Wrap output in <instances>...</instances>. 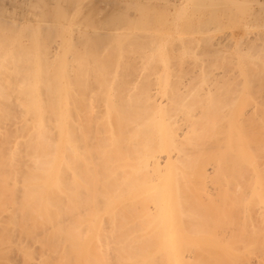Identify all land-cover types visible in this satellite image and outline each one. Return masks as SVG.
Masks as SVG:
<instances>
[{
  "label": "bare ground",
  "instance_id": "bare-ground-1",
  "mask_svg": "<svg viewBox=\"0 0 264 264\" xmlns=\"http://www.w3.org/2000/svg\"><path fill=\"white\" fill-rule=\"evenodd\" d=\"M5 1L0 2V31L8 30L9 37H11L12 31L14 32L13 29H19L22 33L33 31L32 33L40 36L44 33L48 35L56 29V26H60L59 31L63 27H69V32H67L71 35L70 38L67 37L68 40H73L76 36L75 32H78L76 33L78 35L81 33L84 40L88 39L92 33L93 37L91 36L92 38L90 37L88 42L96 47H106L107 43L110 41L112 43L113 40L120 37L121 40L122 36L138 38V45H142L141 40L144 42L145 38H149L150 34L147 35V33L150 30L153 31L152 29H155L156 25L154 24L153 28L150 26L153 25V21L157 20H153L156 18L154 14L156 11L151 10H156V3L153 1L146 5L142 2L143 0H28L27 4L21 0L19 9L22 11L20 10V13L16 11L19 10L17 2L15 3L18 4V7L13 8L16 7L14 2L10 3V0H7L6 2L9 3H6ZM101 1L106 3L100 5L98 2ZM242 1V4H245V0ZM168 2L176 10V13L180 8L185 7V0H173V2L167 0ZM229 2L236 6L239 5L240 0L238 2L230 0ZM182 3H184L183 7L177 9L176 7L181 6ZM201 8L203 9V7ZM260 8L258 10L262 11L263 7ZM169 13L171 12L169 11ZM169 13L167 12L168 15ZM216 16L219 18V15ZM51 17L52 19H50ZM76 17L79 21L75 26ZM213 18L215 19V17ZM20 20L29 23L26 26ZM214 21L212 26L217 27L219 24ZM33 22H37L36 28ZM51 23L56 24L52 27ZM83 23L87 25L85 28L90 24H99L95 25L97 29L93 33V28L91 32L87 29L83 30L84 28L81 26ZM201 23L205 25V22ZM32 25H34L33 30L30 27ZM73 25L74 27H72ZM202 25L200 24V29L204 27ZM168 26L170 25H167L166 28ZM4 27L7 28L3 30ZM140 28L149 31L142 35L141 32H144V29L140 31ZM213 29L218 31L212 28V33ZM218 29L220 30L219 26ZM136 30L139 32L134 33ZM165 30L169 34L170 31ZM165 30L163 31L166 32ZM203 30L208 29L203 28ZM195 31L196 29L193 27L192 33L197 32ZM15 32L14 34H17V30ZM19 32L17 36H19ZM181 32L185 34L182 29ZM5 33H0L2 36L0 39H4ZM183 34L180 35L184 36ZM231 34L229 36L234 38V33L233 36ZM262 34L260 33L261 37ZM213 35L215 34L213 33ZM251 35L253 36V34ZM185 36L188 37L186 34ZM193 36L190 35L188 38L190 41L186 39L187 42L184 43L183 40L181 43L184 44L182 45L191 44L194 41L192 43L194 47L191 44L192 48L198 47L197 51L202 54L201 59L204 56L203 59H206L207 63L211 60L209 61L210 65L203 59H199L200 53H196V49V52L192 51L191 45H188L190 48L185 45L188 48L184 46V50L188 54L195 52L194 55H198L199 58L196 57L200 61H196L194 55V58L189 59L191 54L187 57V62L185 56L188 54L181 52L183 48H179L182 45L179 46L180 43L177 44V42H173L179 46L176 49L174 44V50H179V56L184 54L185 56H182V60L181 56L179 58V56L173 55L171 42L167 45V48L171 46V56L169 55L171 59H168L169 61L166 59L168 62L162 67L161 62L163 64L166 61L163 62V59L159 62L157 53L163 52L164 54L163 46H166L161 44L158 37L153 40H157V42L159 40L160 45L157 46L159 49L162 46L164 51L161 50L162 48L158 50L157 46H154L157 53L152 52L153 55L149 53L152 58H149L148 52L145 51V54L150 61L154 60L155 63L157 61L160 63L163 75L159 76L161 73H159V63L156 64L158 67H154L153 61L151 62L154 66L151 65V62L149 64L147 58L148 62L144 58L147 65L149 64V68L151 65L155 69L154 72L145 63L147 77L144 76V70L141 67V65L144 66L142 62L144 60H141L140 57L137 59L141 60L139 63H142H140V67L143 72L140 67L136 68L138 71L133 70L134 68L131 67L134 65L127 66L133 72L124 68L120 70L123 66L120 67L119 62L122 59L118 60L121 58L118 56L121 53L118 52L122 49L119 51L116 47L118 52L114 48L111 49V45L115 44L114 41L109 44L110 47H107L111 51L114 49L113 51L116 53L110 51L114 55L105 53L98 56L97 52L101 50L96 49L98 51L95 52V55L97 53L100 60L93 58V51L89 52L84 48L83 51H86L85 56H87L85 61L81 59L66 60L62 56L63 53L60 52L61 54L58 56L59 58L60 55L62 56L59 59L61 61L56 62L57 59H55V64H58L54 69L50 67L52 60L46 59V63H49L50 66H45V59H42L45 56L41 58L42 54L38 55L36 51H33L34 49L33 52L29 51L26 54L17 51V48L22 46V41H19L18 38L17 41L15 40L17 43H12L10 49L3 50L6 49L3 46L0 48V52H2V54L0 53V131H4L0 132L2 139L0 142L2 143L4 140L3 146L6 142L11 144L6 146L9 147V151L7 155L4 154V161L0 162V167H3V171H0V177L3 176L0 184L1 182L5 184V191L0 190V192L9 194L12 200L15 211L13 226H18L19 219L25 222V224L23 223L25 230L31 224L28 231H24L30 235L33 234V236L42 235L41 238L45 244L51 242L49 245H52L51 248L56 256L52 255L55 258L61 256V261L66 264L81 263L80 261L84 257L88 261L90 260L86 262L87 260L84 258V264H95V262L97 264H254L253 260L258 255L261 256L258 252L262 253L264 250V98H261L264 95L260 94V90H262V94L264 92V88H262L264 82H260L259 76L253 79V76L250 75L252 72L254 73L256 65H258L259 72L257 69L255 70L261 75L264 71L262 67L264 66L262 64L264 57L262 60L259 58L258 61L261 62L259 65L256 62V57L258 59L261 54L257 55V52L254 51L256 47L252 45L251 52L254 53L251 56L257 55L255 59L249 55V52L246 53L247 49H245L243 58L240 57L242 61L245 60V63L240 65L239 62L240 66L237 67L235 61L239 58L234 55L235 60L233 55H227L229 52L224 54L230 47L232 48L231 41L236 37L231 41L223 42V36H221L222 45L225 43L224 46H226L229 41L232 44L230 46L227 44L229 48L226 46L227 50L225 49L224 52L220 42L217 43L220 40L217 37V40H213L214 36L212 38L208 36L209 40L204 36V40L200 37L204 41V43L201 42L204 50H199L200 43L198 45L195 43L200 42V38L195 41L196 37L191 39ZM181 37L179 38L181 39ZM160 38L162 39L161 36ZM126 40H131V45L134 46L133 38ZM153 40L152 42H154ZM245 40L248 47V39ZM157 42L155 41V43ZM168 42L165 43L168 44ZM262 43L259 42V45L262 46ZM122 45L121 43V48ZM118 47L120 46L118 45ZM148 47L150 48V46ZM208 47L209 49H207ZM241 47L243 48V46ZM258 47L257 51L258 49L264 51ZM70 48L69 51L66 49L68 53H70ZM167 48V53H169ZM75 49L79 48L74 46ZM155 49L152 48V50ZM236 50L239 51V48ZM240 51L242 52L241 49ZM126 52L125 55L122 53L124 58L128 55ZM141 53L142 57L145 56L144 52L141 51ZM123 55L121 56L123 57ZM131 55L133 54L128 56ZM208 55L212 56L216 62ZM220 55H222L221 58ZM108 56H112V60H114L113 56H118L117 59L115 58L116 63L112 61L115 65L113 66L111 63L112 72L109 71L110 68L99 67L102 62V65L108 66V62L106 65L105 61L101 60V57L110 59ZM215 57L217 58L215 59ZM231 57L234 62L230 61ZM218 58L223 59L222 62L225 66ZM179 59L183 61H181V65H178L180 64ZM249 59L251 60L249 61ZM117 60L119 67L118 65L116 67ZM128 60L126 61L127 65L129 64ZM123 61L121 63L124 64L125 61ZM190 61H196L198 66L200 62L201 65L204 63L203 66L206 68H203L204 70H202L203 66L199 68L198 72L202 71L200 75H203L205 69L208 74L211 71L210 74L201 75L200 78L197 73L195 78L198 83L196 84L187 82L188 78L181 84H172L170 79L177 78L175 75L179 74V70H177L179 68L176 69L177 72L174 67L172 68L174 77L170 78V75L166 73L168 63L172 62L173 66L177 63L176 66H181L183 70L182 66L185 64L191 67ZM60 62L65 65H59ZM72 62L75 64L77 62L78 68L69 67L68 65ZM85 62L88 63L86 67L82 64ZM249 62L256 65H248ZM138 65L136 64V66ZM220 65L221 67H219ZM213 66L215 68L218 66L220 69L217 67L215 70ZM162 68H166L167 71L165 72V69ZM188 69L184 67L183 73L186 75L183 74L182 81H184L183 78L185 79L184 76L189 75L187 74ZM120 71L123 74L129 72L125 80L119 79ZM247 72L249 73L247 74ZM110 73L112 74L110 75ZM189 73H192L191 69ZM150 74H154L153 76L156 75V77ZM246 75H248L247 81H250L244 85L243 76L245 79ZM209 77L210 79H208ZM149 78L152 79V82ZM154 78L160 81L157 85ZM198 78L200 80H197ZM237 78L242 81V83L239 82L240 86L235 83ZM207 79L212 81L211 85L206 83ZM234 79L237 80L234 81ZM118 80L127 82L128 86L117 84ZM144 80H149V82L142 83ZM229 80L231 81L229 82ZM255 81H259L257 87L254 85ZM252 89L257 92L254 91L255 94H253ZM257 94H260L258 95L260 100H258H263L262 104L257 101L258 97H255ZM7 121L14 122L13 124L17 127L15 143L9 142L13 135L8 134L7 123L9 125L11 122ZM3 128L8 130H6L7 133ZM1 143L0 152L3 150ZM5 193H2L4 195L1 196H6ZM22 222H19V225L23 228ZM4 226L7 229V225ZM50 231L52 235L45 237ZM21 246L23 247V244ZM27 248L31 249L29 246ZM14 249L11 247L12 251L8 252H13ZM93 249L94 252H98V254L95 252V256H92ZM35 250L31 251L33 256L30 250L29 253H24V256L34 257ZM17 252H19L18 249ZM19 254L21 253L19 252ZM252 254L255 255L254 259ZM96 255H99L100 263L97 261ZM50 256L49 254V258ZM82 256L84 257L81 258ZM32 257L30 258L32 259ZM261 257H258L259 260L256 258V264H264V257H262L263 259ZM59 258L57 259L58 263L61 259ZM80 258L81 260L78 261ZM27 259L29 260V258ZM52 261L49 263L52 264ZM60 263L62 264V262Z\"/></svg>",
  "mask_w": 264,
  "mask_h": 264
},
{
  "label": "rangeland",
  "instance_id": "rangeland-1",
  "mask_svg": "<svg viewBox=\"0 0 264 264\" xmlns=\"http://www.w3.org/2000/svg\"><path fill=\"white\" fill-rule=\"evenodd\" d=\"M2 1V0H1ZM0 1V2H1ZM7 1V0H6ZM5 1V2H6ZM12 1V2H11ZM35 1V0H34ZM33 1V2H34ZM151 1H153V3H156V10L155 9H151L152 11L154 10V11H156V12H154V14H155V16H156V18H154L153 20H155V19H157L158 20V23H157V20H155V21H153V25H151V23H150V27H154L155 25V29H156V31H155V29H152L153 31H155V32H153V31H145V29H144V32H141V34L143 35V33H147V35H149L150 34V36H149V40L148 39H144L145 41L143 42L142 40H141V44L142 45H138V43L139 42H137V41H139V39L138 38H134V37H132V36H126V37H124V36H122L123 38L122 39H132L133 38V40H132V44H134V46L133 45H131V40H122L123 42H125V43H123L121 40H120V38H118V39H116L115 41H114V43L115 44H113V45H111L112 47H111V49L112 48H116V49H118L119 51H120V49H122L120 52H118V50H116L115 49V51L116 52H118V53H121L120 55H118L119 57H121V58H118V60L119 59H122V61L124 62V64L123 63H121L122 61H120L119 63H120V67L121 66H123L122 68H120V70H123V68L125 69V70H129V72H133V70H135V71H138V70H136V68L138 67H140V65L142 64L141 62V64L139 63V60L141 59V60H144V58H145V60H146V56H147V54H145V51H146V53L148 52V55H149V58H152V57H150V55L151 54H149V53H152V52H156L157 53V51H156V49H158V50H160L161 48H162V46H161V48L159 49V45H160V42H161V44L163 43V45H165L166 47H164L163 46V48H165V52H164V54H163V52L162 53H157V56H158V61L159 62H161L163 59V62H165V63H163L162 64V62H161V65H163L162 67H164L166 64H167V62L171 59L170 58V56H171V53L174 51V53H172L173 55L175 54L177 57L179 56L178 54H179V50H177L178 51V53H176L177 51L176 50H174L175 48L177 49V47H179L180 45H182V44H184L185 42H187L188 40L190 41V39H188L189 37H190V35L192 36V35H194L193 37H191V39L192 38H195V41H198L199 40V38L201 37L202 39H203V36H204V38H209V37H213L214 36V38H213V40L214 39H216L217 40V38H218V40L221 38L222 39V37L221 36H223V39H222V41L224 42H226V40L228 41V40H232V38L233 37H230L229 35L232 33H234L233 35H235L234 36V38H235V40H232L231 42H232V44H233V46H232V48L230 47H228L227 46V44H229V46L230 45H232V44H230L231 42L229 41V43L227 42L226 43V46H224V44L225 43H223V45L221 44L222 43V41H221V39L217 42V43H219L220 42V46L223 48V50H224V52L227 50L226 48H229V50H227V52L226 53H224V54H227L228 52V54L227 55H229V56H232L233 55V57H234V55L236 56V57H238L239 59H240V61H239V59H237V61H235V62H237V64H235V66L237 65V67H239L241 64H243V62L245 61V60H241L242 58H243V56H244V54H243V50L244 51H246L245 49H247V52L246 53H248L249 52V55L251 56V54H253L254 52H251V48H253V46L252 45H254V47H256V48H254V51H255V53L258 55L259 53L261 54V55H259L258 56V59H257V55L255 56L254 55V57H253V55L251 56V57H253L254 59H255V57H256V62H260V61H258L259 60V58H261L260 60H262V58L264 57V55H262L263 54V52L264 51H262V50H260V49H258V51H257V47H258V45H259V42L260 43H262L263 41H264V38H262V37H264V0H247V1H249V2H247L246 0V2L244 1V3L245 4H242L243 3V1L242 0H240V2H238V0H235V2H238L239 3V5L237 4L236 6L234 5V4H232V2L229 4L228 3V1H230V0H185V7H183V4L184 3H182V5L181 6H177L176 8L177 9H179L180 7H183V8H180L181 10L182 9H184V10H178L177 11V13H176V10L174 9V8H172V6L169 4V2L167 3V0L165 1H163V0H158V1H156V0H143L142 2L143 3H145L146 5H148V3L149 2H151ZM170 1V0H169ZM178 1V0H177ZM193 1V2H192ZM210 1V2H209ZM213 1H215V2H213ZM233 1V0H232ZM14 2V5H16V3L15 2H17L18 4H19V7H18V4L16 5V7H13V8H17V9H19L20 8V3H21V0H16V1H13V0H10V3H13ZM22 2H24V3H28V0H22ZM166 2V3H165ZM172 2H173V0H172ZM175 2V1H174ZM186 2H188L187 4H186ZM195 2V3H194ZM6 3H9V2H6ZM100 5H104L106 2H104V1H101V2H98ZM103 3V4H102ZM171 3V2H170ZM1 4V3H0ZM23 4V3H22ZM166 4H168V5H166ZM249 5L248 7L246 6V5ZM169 5H170V7H169ZM262 5V6H261ZM214 6V7H213ZM190 7H192L193 8V10H192V8L190 9ZM201 7H203V9L201 8ZM210 7V8H209ZM217 7V8H216ZM225 7H226V10H225ZM246 7V8H245ZM250 7V9H247V8H249ZM260 7H263L262 8V11L260 12L258 9L260 8ZM207 8V9H206ZM253 8V9H252ZM206 9V10H205ZM222 9V10H221ZM252 9V10H251ZM256 9H257V11H256ZM261 9V8H260ZM15 10V9H14ZM22 11V9H19V10H16V11H18L19 13ZM150 10V9H149ZM172 10V11H171ZM190 10V11H189ZM194 10H196V11H198V12H195ZM216 10V11H215ZM228 10V11H227ZM9 11H11V9H9ZM169 11L171 12V13H169ZM185 11V13H183ZM192 11H193V14H192ZM202 11V12H201ZM204 11V12H203ZM224 11H225V15H224ZM260 13H259V12ZM167 12L169 13V15L167 14ZM175 12V13H174ZM194 12H195V14H194ZM220 12V13H219ZM258 12V13H257ZM153 13V12H152ZM190 13V14H189ZM199 13H201V14H199ZM213 13V14H212ZM217 13V14H216ZM212 14V15H211ZM192 15H194L193 17H192ZM200 15H202V16H200ZM216 15H219L218 17L219 18H217V16ZM189 16H191V17H189ZM225 16V17H224ZM198 17V18H197ZM213 17H215V19L213 18ZM210 18V19H209ZM225 18V19H224ZM50 19H52V17L50 18ZM76 19V21H75V26H76V22H78L79 21V19H78V17H76L75 18ZM210 20H212V21H210ZM215 20V21H214ZM218 20V21H217ZM21 21V20H20ZM197 21V22H196ZM209 21V22H208ZM213 21L214 22H216V24H217V22H218V26H219V28H220V30L218 29V26L217 27H214V26H212L214 23H213ZM21 22H23V21H21ZM54 22V21H53ZM52 22V23H53ZM67 22V21H66ZM90 22V21H89ZM97 22V21H96ZM156 22V23H155ZM167 22V23H166ZM201 22H205V25H204V23H203V25H202V23ZM206 22H208L207 24H209V25H207L206 24ZM212 22V23H211ZM28 23L29 22H23V24H27L28 25ZM34 23V25H35V28H36V26H37V22L35 23V22H33ZM51 23V25H52V27H53V25H55V24H52ZM64 23H65V20H64ZM68 23V22H67ZM167 25H170V26H168L169 28H171V29H169L168 27L166 28V24ZM248 23V24H247ZM22 24V23H21ZM69 24V23H68ZM99 23H96L95 25H98ZM155 24V25H154ZM163 24H165V25H163ZM172 24V25H171ZM200 24L202 25V26H204L203 28L204 29H210L209 31L208 30H203V28L202 29H200L199 27H201L200 26ZM24 25V26H25ZM26 25V26H27ZM34 25H32V26H30L31 28H32V30L34 29ZM95 25H92V24H90V25H88L89 27H87V28H85V26H87V25H85V23H83L81 26L84 28L83 30H90V32L92 31L91 29L93 28V33H94V31H95V29H97L96 28V26ZM149 25V24H148ZM163 25V29L161 28V26ZM182 25V26H181ZM67 26V25H66ZM136 26H139V25H136ZM172 26V27H171ZM177 26H179V27H177ZM253 26H254V28H253ZM9 27H11V26H9ZM30 27H27V28H30ZM63 27V26H62ZM72 27H74V25L72 26ZM81 27V28H82ZM91 27V28H90ZM98 27V26H97ZM191 27H192V29H193V27L196 29V31H197V29H200V31H195L196 33H192V29H191ZM245 27V28H244ZM251 27V28H250ZM1 28V27H0ZM7 27H4V29L3 30H5ZM20 28V27H19ZM58 28V29H57ZM64 28V27H63ZM61 28V30L59 31V29H60V26H56V29H54L55 30V32H54V30H52V33H50V34H48V35H45V33H44V35L47 37H45L44 35H38V34H34V33H32L33 31H31V29L29 30V32L31 31V33H27V32H25V33H22L21 32V30H19V29H13L14 30V32L17 30V34H14V32L12 31V33H13V35H12V33H11V37H9L10 36V33L8 32V30L6 31H0V33L2 32V34L3 33H7V35H6V33H5V36L3 35V38L4 39H0V48L3 46L4 48L6 47V49H3V50H8V49H10L11 48V44L12 43H15L16 41H17V38L19 39V41H22V46L21 47H19V48H17V51H20V52H23V53H27V52H29V51H32L33 49V51L35 52H37V54L38 55H40V53L42 54V56H41V58L42 57H44L45 56V58H42V59H45V66H47L49 63H46V61L47 60H49V59H51L52 61H51V63H50V65H48V66H50V67H52L51 69H54V67H56V65L58 64H55V59H57L56 60V62H59V61H61V60H59L60 58H62V56L66 59V60H72L73 59V61H77L78 59H81V60H86V58L85 57H87V56H85L86 54V51H89V52H91V51H93V53H94V59H98V56H102V55H104L105 53H111L112 51H111V49H109V48H107V47H110L109 46V44H112L113 43V41H112V43H111V41L109 42V43H107L108 45H106V47H103V46H98V47H96L95 45H91V43L90 42H88V39H90V37L92 36L93 37V34L91 33L89 36V38L87 37V36H85L86 38H88V39H86V40H84V39H82V36L79 34H76V33H78V32H75L74 33V35H76V36H74V38H73V40L72 39H69V40H71V41H69L68 40V38H70L69 36L71 35V33L70 34H68V32H69V30H68V28ZM89 28V29H88ZM157 28H159L158 29V31H157ZM177 28V29H176ZM212 28H215V29H217L218 31H215L214 29H213V33L215 34V35H213V33H212ZM249 28V29H248ZM139 29V28H138ZM141 29L142 28H140V31H141ZM142 29V30H143ZM149 29V28H148ZM162 29V30H161ZM165 29H167L168 31H170L169 32V34H168V32L165 30ZM181 29H182V31L183 32H185V34L188 36V37H186L185 36V34H183L182 32H181ZM187 30V31H184V30ZM23 31H25L24 29H22ZM28 30V29H27ZM67 33H65L64 31ZM163 30H165L166 32H164ZM173 30V31H172ZM201 30H203V31H201ZM11 31V30H10ZM20 31V32H19ZM68 31V32H67ZM162 31V32H161ZM173 32V34L171 35V33ZM225 31V32H224ZM231 31V32H230ZM248 31H250L249 33H248ZM258 31V32H257ZM18 32H19V36H17L18 35ZM54 32V33H53ZM137 32H139V30H136V31H134V33H137ZM152 32V33H151ZM179 32H180V34H183L184 36H182V35H180L179 34ZM226 32H227V34H226ZM229 32V33H228ZM16 33V32H15ZM27 33V34H26ZM167 33V34H166ZM177 33V34H176ZM189 33V34H188ZM238 33H239V35H238ZM244 33V34H243ZM247 33V34H246ZM257 33V34H256ZM260 33L262 34V37H261V35H260ZM47 34V33H46ZM157 34V35H156ZM178 34H179V37H181V39L182 38H184V39H180L179 37H178ZM199 34V35H198ZM205 34V35H204ZM207 34H209V35H207ZM231 34V36H233ZM251 34H253V36L251 35ZM256 34V35H255ZM260 35V37H259V35ZM1 35V34H0ZM16 37H15V36ZM38 35V36H37ZM83 35V34H82ZM227 35V36H226ZM243 35V36H242ZM21 36V37H20ZM43 36H44V38H43ZM49 36V37H48ZM146 36V35H145ZM144 36V37H145ZM160 36L162 37V39L160 38ZM207 36V37H206ZM209 36V37H208ZM220 36V37H219ZM2 36H0V38H1ZM20 37V38H19ZM68 37V38H67ZM91 37V38H92ZM153 37V38H152ZM159 37V38H158ZM217 37V38H216ZM228 37V38H227ZM245 37V38H244ZM248 37V38H247ZM251 37V38H250ZM253 37H256V38H253ZM10 38H14L13 40H14V42H13V40L12 39H10ZM16 38V39H15ZM67 38V39H66ZM79 41H77L76 39ZM80 38V39H79ZM154 38H158L159 40H161L160 42H159V40H158V42H157V40H153ZM165 38V39H164ZM179 38V40H177ZM201 38H200V42H196L195 44L196 45H198L199 43H200V45H199V50H204L203 49V43H204V39L203 40H201ZM224 38H225V40H224ZM233 38V39H234ZM262 38V39H261ZM22 39V40H21ZM141 39V38H140ZM142 39H143V37H142ZM173 39V40H172ZM186 39H187V41H186ZM206 39V40H207ZM241 39V40H240ZM245 39H248V43L249 44H247V45H249L248 47L250 48H248L247 46H246V43L244 42V40ZM250 39V40H249ZM253 39H255V40H253ZM261 39V40H260ZM4 40V41H3ZM16 40V41H15ZM68 40V41H67ZM118 40V41H117ZM149 42H148V41ZM152 40L154 41V42H152ZM171 40V41H170ZM184 40V43H181L182 41ZM209 40V39H208ZM210 40H212V39H210ZM212 40V41H213ZM243 40V43H241V41ZM251 40H252V42H251ZM2 41L4 42V45H3V43H2ZM44 41V42H43ZM90 41V40H89ZM134 41V42H133ZM151 41V42H150ZM155 41L158 43H155ZM169 41V42H168ZM203 41V43L201 44V42ZM211 41V43L213 44V42ZM245 41H247V40H245ZM255 41H257L258 42V44H257V42L255 43ZM121 42L123 45H122V48H121V43L119 44V43ZM130 44H129V43ZM148 42V43H147ZM165 42H168V44H166ZM172 42V43H171ZM173 42H177V44L178 43H180L179 44V46H177V44H175L176 46H175V48H174V44H173ZM194 42V41H193ZM192 42V43H193ZM251 42V43H250ZM2 43V44H1ZM17 43V42H16ZM38 44V45H36V44ZM45 45H44V44ZM58 43V44H57ZM76 43V44H75ZM118 43V44H117ZM144 43H146L145 45H144ZM149 43H150V45H149ZM154 43V44H153ZM165 43V44H164ZM173 44V47H171V46H169L168 48H167V45H169V44ZM191 43V44H192ZM214 43H215V41H214ZM253 43V44H252ZM264 43V42H263ZM262 43V46L261 45H259V47L258 48H261V49H263L264 50V44ZM19 44V43H18ZM70 44H72V45H74V46H76L77 48H79V49H75L74 50V46H71ZM94 44V43H93ZM151 44H153V45H151ZM156 44V45H155ZM191 44H185V45H191ZM245 44V45H244ZM250 44H251V47H250ZM34 45H36V46H34ZM61 45H62V47H61ZM81 45V46H80ZM117 45V46H116ZM118 45L120 46V47H118ZM145 46V48H144V46ZM150 46V48L148 47V46ZM158 45V46H157ZM185 45H182L179 49H181V48H183ZM193 45V44H192ZM192 45L189 47L190 49H192V51H195V49H196V51L198 50V47L196 48L195 47V49H193L192 48ZM195 45V46H196ZM205 45H206V42H205ZM204 45V46H205ZM207 45H208V43H207ZM217 45V44H216ZM257 45V46H256ZM84 46V47H83ZM86 46V47H85ZM140 46V48H137V47H139ZM153 46V47H152ZM156 47V49H155V47ZM215 46V45H214ZM241 46H243V48L241 47ZM245 46V47H244ZM2 47V48H3ZM39 47V49H41V50H39V49H37ZM41 47V48H40ZM71 47V48H70ZM125 47H126V49H125ZM127 47H129V48H127ZM131 47V48H130ZM146 47H148V48H146ZM154 48L155 50H152V48ZM170 47H171V49H173V50H171L170 49ZM186 47V46H185ZM188 47H186V48H188ZM193 47H194V45H193ZM210 47V46H209ZM209 47L207 48V49H209ZM226 47V48H225ZM247 47V48H246ZM57 48H58V50H57ZM70 48V53H68V49ZM83 48L84 49H87L85 52L83 51ZM102 48V49H101ZM106 50H104V49ZM107 48V49H106ZM135 48V49H134ZM161 49L162 51H164V49ZM166 48L167 49H169V53H170V50H171V53L169 54V53H167L168 52V50H166ZM185 48V49H186ZM239 48V51L238 50H236V49H238ZM68 51H67V50ZM96 49H100L101 51L99 52L98 50H96ZM109 49V50H108ZM130 49H131V51H130ZM145 49V50H144ZM151 49V50H150ZM211 49H212V47H211ZM210 49V51H212ZM221 49V48H220ZM226 49V50H225ZM234 49H235V51H234ZM240 49L242 50V52L240 51ZM44 50H45V52H44ZM82 50V51H81ZM124 50V51H123ZM137 50H139L140 52L138 53V51ZM1 51V50H0ZM32 51V52H33ZM41 51V52H40ZM75 51V52H74ZM98 51V52H97ZM102 51H103V54H102ZM111 51V52H110ZM115 51H113V53L115 52ZM127 51V52H126ZM135 51H136V53H135ZM141 51L142 52H144L143 54H145V56L143 55V57H142V55H140V53H141ZM150 51V52H149ZM176 51V52H175ZM184 51V52H183ZM188 51V50H187ZM195 51V52H196ZM210 51H208L209 52V54H210ZM238 51V52H237ZM63 53L62 54V56L60 55V58H59V54H61V53ZM67 52V53H66ZM76 52H78V53H76ZM95 52H97L98 53V56H97V53H96V55H95ZM115 52V53H116ZM126 52V54H133V55H131L130 57L128 56V55H126L127 57L126 58H128V59H126V58H124V53ZM131 52V53H130ZM181 52L182 53H187L188 54V52H186L185 50H184V48L181 50ZM181 52H180V54H181ZM191 52V51H190ZM193 52L194 54H196V53H200V52ZM202 52V51H201ZM206 52V51H205ZM237 54H235V53ZM242 54H241V53ZM262 52V53H261ZM1 54H2V52H0ZM58 53V54H57ZM75 53V54H74ZM99 53H100V55H99ZM124 55H123V54ZM135 53V54H134ZM137 53H138V55H140V56H138L137 55ZM204 53V52H203ZM245 53V52H244ZM24 54V55H25ZM55 54V55H54ZM142 54V53H141ZM161 54H162V57H161ZM168 54V55H167ZM185 54L184 55H182V56H185ZM192 54V53H191ZM191 54H188L187 56H185L184 58L186 59V61L188 60V56H190ZM194 54H192L190 57H189V59L190 58H194L193 57V55ZM205 54V53H204ZM231 54V55H230ZM240 54V55H239ZM54 55V56H53ZM109 55V54H108ZM111 55H114V54H112L111 53ZM115 55H117V54H115ZM121 55H123V57L121 56ZM152 55H153V53H152ZM165 55V56H164ZM170 55V56H169ZM201 53H200V58L198 57V55H196L199 59H201ZM207 55V54H206ZM223 55V54H222ZM222 55H220V58L222 57ZM243 55V56H242ZM245 55H248V54H245ZM249 55H248V57H249ZM53 56V57H52ZM105 56H107V55H105ZM118 56H113V59L114 60H112V56H108V58L110 57V59H107V58H105V59H102L103 57H101V60H104L105 61V63L104 64H106L107 65V63L106 62H108V66H105V65H102V63H100L101 64V66H99L100 68L101 67H106V68H110L109 69V71L111 70V72H112V69H113V67H111L112 65H113V63H112V61H115L116 59H117V57ZM133 56H135V57H133ZM138 56V57H137ZM155 56H156V54H155ZM165 58H164V57ZM181 56V55H180ZM180 56H179V58H180ZM181 56V57H182ZM195 56V55H194ZM195 56V57H196ZM209 56V55H208ZM24 57V56H23ZM25 57H26V55H25ZM97 57V58H96ZM133 57V58H132ZM140 57V59H137V58H139ZM197 57H196V61L197 60H199V59H197ZM209 57H211L212 58V56H209ZM214 57V56H213ZM219 57V56H218ZM236 57H234V59L236 60ZM240 57H242V58H240ZM251 57H249V58H251ZM49 58V59H48ZM116 58V59H115ZM124 58V59H123ZM149 58H147V60L149 61V64H150V62L151 61H153L154 63H155V61L154 60H149ZM154 59H155V57H153ZM162 58V59H161ZM173 58H174V56H173ZM203 58H204V56H203ZM202 58V59H203ZM217 57H215V59H216ZM220 58H218V59H220ZM229 58V57H228ZM245 58V57H244ZM252 58V59H253ZM47 59V60H46ZM132 61H131V60ZM138 61H137V60ZM168 61H167V60ZM178 59V58H177ZM177 59H174L175 61L177 60ZM182 60H183V57L181 58ZM201 59V60H202ZM208 59V58H207ZM210 59V58H209ZM208 59V60H209ZM98 60H100V59H98ZM108 60V61H107ZM118 60H117V63H118ZM129 61V64L127 65V62L126 61ZM140 60V61H141ZM145 60L144 61H142L143 62V65L144 66H142L141 65V67H142V69L144 70V74H145V71L147 72V67H145V63L146 62H148L147 60H146V62H145ZM156 60V59H155ZM156 60V61H157ZM173 60V61H174ZM181 60V61H182ZM192 60V59H191ZM195 60V59H194ZM204 60V59H203ZM206 60V59H205ZM204 60V61H205ZM212 60H214L213 58H212ZM223 60V59H222ZM222 60L220 59L219 61H221L222 62ZM248 60V59H247ZM246 60V61H247ZM251 59H249V61H250ZM44 61V60H43ZM111 61V62H110ZM136 61V62H135ZM157 61V63H159ZM172 61V62H173ZM179 61H180V59H179ZM179 61H177V62H179ZM181 61H180V64H178V65H181ZM196 61H194V62H192V61H190L191 62V67L188 65V64H185V65H183L182 67H183V70H184V67H185V69L187 68L188 69V66H189V69L187 70V74H189L188 76L190 77H188V76H184L185 77V79L183 78V80L184 81H182V77H183V72L185 71H183L182 70V68H181V66L179 67V66H176L177 65V63H176V65H175V63H174V65L176 66H173V63L172 62H169L168 63V66L166 67L167 69H168V71H167V69L166 68H164L165 69V72L166 73H168L169 75H170V78L171 77H174L173 76V74H172V68L174 67V70L176 71V69L177 68H179V69H177V70H179V74L178 75H175V77H177L175 80H174V78H171L170 79V82H172V84L174 83V84H181V82H185V80H186V78H188L186 81L188 82V81H190L191 82V84H196V83H198V82H196V78L195 77H197V73L199 74V76H200V78H201V75H200V73L202 72H198V70H199V68H201L203 65H204V63L201 65V62H200V65L198 66L197 65V62ZM200 61V60H199ZM209 61H211V60H209ZM208 61V63H209V65L211 64V62H209ZM215 61V60H214ZM228 61V60H227ZM226 61V62H227ZM230 61H232V62H234L233 61V58L231 57V59H230ZM241 61H242V63H241ZM253 61V60H252ZM70 62V61H69ZM101 62V61H100ZM109 62H110V66H109ZM153 62H151V65H153L154 66V64H153ZM183 62V61H182ZM188 62V61H187ZM189 62V63H190ZM206 63H207V61H205ZM216 62V61H215ZM220 62V63H221ZM229 62V61H228ZM239 62H240V65H239ZM248 62V61H247ZM253 62H255V61H253ZM252 62V64H250V62L248 63V65L250 64V65H256V64H254ZM263 62H264V58H263ZM262 62V64H264ZM111 63H112V65H111ZM115 63H116V61H115ZM115 63H114V65H115ZM119 63L118 64H116V67H117V65H118V67H119ZM126 63V64H125ZM157 63H155V66L154 67H158V66H160V63L158 64V66L156 65ZM207 63V64H208ZM219 63V62H218ZM223 63V66H225L224 65V62H222ZM245 63V62H244ZM261 63V62H260ZM259 63V65H261ZM65 65V64H63V63H59V65ZM70 64V63H69ZM76 64H77V62H76ZM76 64L74 63V62H72L70 65H68L69 67H73V68H78V66L79 65H77L76 66ZM82 64H84V66L86 67V66H88L87 64L88 63H82ZM98 64V63H97ZM100 64H98V65H100ZM122 64V65H121ZM136 64L138 65V66H136ZM148 64V65H149ZM212 64H213V62H212ZM97 65V66H98ZM113 65V66H114ZM126 67H125V66ZM132 65H134V66H132ZM146 65H147V63H146ZM147 65V66H148ZM151 65H150V68H149V66H148V68L149 69H153V66L151 67ZM216 65H219V64H216ZM232 65H233V67H235L234 66V64L232 63ZM239 65V66H238ZM247 65V64H246ZM245 65V66H246ZM247 65V66H248ZM81 66V65H80ZM92 66H94V65H92ZM127 66L128 67H131V68H134L132 71H131V68H127ZM61 67V66H60ZM95 67V66H94ZM115 67V68H116ZM141 67H140V70H142L141 69ZM146 68V70H145V68ZM198 67V68H197ZM214 67V66H213ZM218 66H216V68H217ZM219 67H221V65L219 66ZM217 68V69H220V68ZM254 67H256L255 69H257V72H259V69H258V65H256V66H254ZM253 67V68H254ZM261 67V66H260ZM263 67V69H264V66H262ZM59 68V67H58ZM112 68V69H111ZM161 68V66L159 67V73H160V75L159 76H161V74L163 75V71L160 69ZM170 68V69H169ZM203 68H206V66L204 67H202V70H204ZM209 68V67H208ZM207 68V69H208ZM215 68V67H214ZM215 68V70H217ZM236 68V67H235ZM246 68V67H245ZM56 69V68H55ZM157 69V68H156ZM163 69V68H162ZM163 69V70H164ZM190 69H191V72L193 73V77H192V73L190 74L189 72H190ZM210 69H211V67H210ZM253 70L254 71V73L252 74L251 73V75L250 76H253V79L254 78H257V76H259V78H261V79H259L260 80V82H264L263 81V77H262V74H263V72L261 73V75H259L257 72H256V70ZM261 69V68H260ZM143 70H142V72H143ZM154 70V72H155V69H153ZM153 70H151V71H153ZM201 70V69H200ZM209 70V69H208ZM247 70V69H246ZM150 71V70H149ZM150 71V72H151ZM175 71H173V72H175ZM205 71H207L206 69H205ZM205 71H203V75L204 76H206L208 73H206ZM212 71H214V70H212ZM220 71V70H219ZM249 71V70H248ZM125 72V71H124ZM129 72H128V74H127V72H125L124 74L122 73V71H120L119 72V79H123V80H125V77L127 76V75H129ZM149 72V73H150ZM164 72V73H165ZM177 72V71H176ZM175 72V73H176ZM195 72V73H194ZM211 72V71H210ZM210 72H209V74H210ZM216 72V71H215ZM251 72V71H250ZM148 73V72H147ZM158 73V74H159ZM165 73V74H166ZM212 73H214V72H212ZM211 73V74H212ZM249 72H247V74H248ZM112 73H110V75H111ZM126 74V75H125ZM154 74H157V73H154ZM153 74V75H154ZM208 74V75H209ZM150 75H152V74H150ZM149 75V76H150ZM152 75V76H153ZM184 75H186V74H184ZM202 75V76H203ZM264 75V74H263ZM144 76H146V74L144 75ZM148 76V75H147ZM146 76V77H147ZM151 76V77H152ZM158 76V75H157ZM158 76V77H159ZM244 76H245V74H244ZM244 76H243V80H245V81H243L244 82V85H246L247 84V82L249 83V81H247L248 80V75H246V78L244 79ZM153 77H156V75L155 76H153ZM200 78H198L197 80H200ZM211 78H212V76H211ZM145 79V78H144ZM148 79V78H147ZM150 79V78H149ZM155 79V81H157L156 80V78H154ZM191 79V80H190ZM208 79H210V77L208 78ZM208 79L206 80L207 82V84H209L210 82L212 83V81H208ZM238 79V78H237ZM237 79H234V81L235 80H237ZM242 79V78H241ZM123 80H120V82H119V80L117 81V84H121V85H125V86H128L127 85V82H124ZM172 80V81H171ZM232 80V79H231ZM231 80H229V82L231 81ZM256 80V79H255ZM150 81L152 82V79H150ZM155 81H154V83H155ZM253 81V80H252ZM148 83L149 82V80L148 81H145L144 80V82L142 81V83ZM160 81L158 80L157 81V83H156V85L159 83ZM176 82V83H175ZM189 82V83H190ZM239 82H241L242 83V81H240V79H238L237 81H235V83H238V85H239ZM259 82V81H258ZM258 82H256L255 81V86L256 85H258ZM125 83V84H124ZM188 83V84H189ZM211 83L209 84V85H211ZM232 83V82H231ZM234 83V82H233ZM257 83V84H256ZM128 84H129V82H128ZM184 84V83H183ZM187 84V83H186ZM261 84H263V83H261ZM260 84V85H261ZM234 85H236V84H234ZM237 85V87H239ZM152 86H153V83H152ZM254 86V87H255ZM263 87L262 88H264V84L262 85ZM257 87V86H256ZM256 87H255V89H256ZM254 91H256V90H254ZM253 91V89H252V92H253V94H255V92ZM258 91H259V89H258ZM261 92H262V90H260ZM263 91H264V89H263ZM257 92V91H256ZM260 92V94L261 95H264V92H263V94ZM252 94V95H253ZM260 94H257V96L255 95V97H258V95H260ZM253 97H254V95H253ZM260 96L258 97V98H256L257 99V101L258 102H260L261 103V101L263 102V100H261V101H259L260 99ZM261 98H264V96L263 97H261ZM259 99V100H258ZM262 104V103H261ZM264 104V103H263ZM7 122H9V121H7ZM11 122V121H10ZM9 122V123H10ZM6 123V122H5ZM12 123V122H11ZM11 123L8 125V123H7V129L9 128V132H8V134L9 133H11L12 135H13V137H10V139L12 138V140H10L9 139V142L10 141H13L14 143H15V141H16V139H15V134H16V132H17V127H16V125L15 124H13L12 123V126H11ZM4 126H6V124H4ZM13 128V129H12ZM4 129V128H3ZM6 129V130H7ZM5 130V129H4ZM6 130H5V132H6ZM1 131H3V130H1ZM0 131V132H1ZM8 131V130H7ZM12 131V132H11ZM4 132V131H3ZM7 133V132H6ZM11 136V135H10ZM3 138H4V136H3ZM5 139V138H4ZM2 139H1V136H0V141H1ZM1 143V142H0ZM3 144L5 143L4 142V140H3V142H2ZM2 143H1V146H2V152H0V162H3L4 160H3V158L5 157L4 156V154L5 155H7V153H8V148L6 147V146H8V144H7V142H6V144L3 146L2 145ZM11 143V142H10ZM9 145H11V144H9ZM13 145V144H12ZM13 147V146H12ZM29 163H31V162H29ZM3 169V167H0V171H3L2 170ZM3 176L1 175V177H0V181H1V178H2ZM3 180V179H2ZM10 187V186H9ZM0 190H2V191H5V184H4V182H1V184H0ZM1 191V192H2ZM0 192V249H1V253H0V263L1 264H31V262H33L32 264H43L42 262L44 261V264L46 263V264H50L51 263V260H53L52 261V264H53V262H54V264H56V263H58L57 261V259L59 258H55L54 256H56V254H54L55 252L53 251V249L51 248L52 247V245L50 246L49 244L51 243V242H49V244H45L44 243V241L42 240V238H41V236L42 235H38V236H33V234H31L30 235V233L28 234V233H26L27 231H28V229L30 228V226H31V224L29 225V227L27 226V228L28 229H26L25 230V228H24V226L25 225H23V223L25 224V222H22L23 220L22 219H19L18 221L19 222H22V226H23V228L21 227V225H19V222L17 223L18 224V226L16 225V226H13L14 224H12L13 223V216H14V213H15V211H14V208H13V204H12V200H11V198H10V196H9V194H6L5 192H2V193H5L6 194V196H1V195H4V194H2ZM5 199V200H4ZM9 199V200H8ZM6 203V204H5ZM8 203V204H7ZM10 203V204H9ZM7 205H9V206H7ZM3 206V207H2ZM7 206V207H6ZM8 207H10V208H8ZM6 210H8L9 212H7ZM6 211V212H5ZM11 215V216H10ZM22 220V221H21ZM6 223V224H5ZM15 223V222H14ZM21 224V223H20ZM2 225V226H1ZM4 225H7V229H5L6 227L4 226ZM3 227H4V229H3ZM2 228V229H1ZM26 232H25V231ZM8 231V232H7ZM49 232V231H48ZM23 233V234H22ZM47 234V233H46ZM50 234L52 235V232L50 231V233L48 234V235H45V237H47V236H50ZM11 235V236H10ZM21 236V237H19V236ZM22 235H24L23 237H22ZM7 236H8V238L9 237H11V238H7ZM4 237V238H3ZM6 238V239H5ZM16 238V239H15ZM23 238H24V240H25V242H23L24 240H23ZM8 239V240H7ZM14 239V240H13ZM47 239V238H46ZM46 239H44V240H46ZM18 240V241H17ZM10 241H12V242H10ZM16 241H17V243H16ZM47 241V240H46ZM48 241H49V239H48ZM16 243V245H15V243ZM23 242V243H22ZM9 243V244H8ZM23 244V247L21 246V244ZM48 243V242H47ZM11 244H13V245H11ZM20 244V245H19ZM27 244V245H26ZM43 244V245H42ZM15 245V246H14ZM26 245V246H25ZM46 245V246H45ZM27 246H29V248H31V249H26V247ZM47 246H49V247H47ZM11 247H12V249H14L13 250V252H8L10 249H11ZM22 248H25V249H22ZM48 248H50V249H48ZM54 248V247H53ZM4 249H6L7 251H5ZM17 249H18V251L21 253V254H19V252H17ZM35 250V249H37V250H35V254H34V257H32L33 256V252H31L32 250ZM52 249V250H51ZM4 250V251H3ZM26 250V251H25ZM30 250V252H31V255L29 256V257H27V256H24V253H26V252H28ZM92 250V249H91ZM95 250H97V249H95ZM10 251H12V250H10ZM16 251V252H15ZM23 251V252H22ZM49 251H50V253H49ZM257 252L259 251V250H256ZM14 252H15V254L17 255H15L14 254ZM96 252V251H95ZM95 252H94V249H93V252H92V256H95L94 254H95ZM29 253V252H28ZM40 253V254H39ZM256 252H254V254H255ZM261 256H262V253H264V250H263V252L262 253H260V251L258 252ZM10 254H13V255H10ZM27 254V253H26ZM25 254V255H26ZM37 254H39V255H37ZM49 254L51 255L50 256V258H49ZM52 254H54V256L52 255ZM96 254H98V252H96ZM257 254V253H256ZM29 255V254H28ZM37 255V256H36ZM253 255V254H252ZM10 256V257H9ZM27 257V258H29V260L31 259L30 257H32V259L31 260H34V261H29L27 258H24V257ZM53 256V257H52ZM59 256V255H58ZM97 256V261L99 262L100 261V259L98 260V256L99 255H96ZM261 256H259L258 255V257H261ZM15 257V258H14ZM38 257H40V259L42 260L43 259V261H41L40 259H37ZM84 256H82L81 258H83ZM258 257H256L258 260L260 259V258H258ZM262 257H264V254H263V256ZM261 257V259H263ZM34 258V259H33ZM54 258V259H53ZM60 258H61V256H60ZM59 258V259H60ZM81 258L80 259H78V261L79 260H81ZM85 258V260H87V258L86 257H84ZM84 258H83V260H81L80 262L81 263H79L78 262V264H84ZM95 258V257H94ZM253 259L255 258V255H253V257H252ZM256 258L253 260L254 261V264H256ZM11 259V260H10ZM26 259V260H25ZM56 259V260H55ZM92 259H93V257H92ZM8 260H10V261H8ZM28 260V261H27ZM39 260H40V262H39ZM62 260V258L60 259V261H59V263L58 264H61L60 262H62V264H64L63 263V261H61ZM47 261V262H46ZM49 261H50V263H49ZM55 261H56V263H55ZM90 261V260H89ZM88 260L86 261V262H89ZM92 262H93V260H91ZM95 261V260H94ZM264 261V260H263ZM11 262V263H10ZM36 262V263H35ZM258 262V261H257ZM260 262H262V261H260ZM100 263V262H99ZM259 263V262H258ZM66 264V263H65ZM94 264V263H93ZM95 264H97V262H95ZM259 264H261V263H259ZM263 264V263H262Z\"/></svg>",
  "mask_w": 264,
  "mask_h": 264
}]
</instances>
